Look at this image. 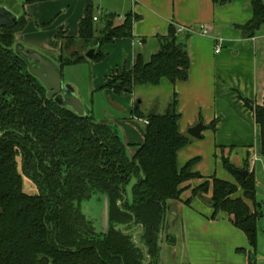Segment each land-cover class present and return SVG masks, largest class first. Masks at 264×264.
Instances as JSON below:
<instances>
[{"label": "trees", "instance_id": "obj_1", "mask_svg": "<svg viewBox=\"0 0 264 264\" xmlns=\"http://www.w3.org/2000/svg\"><path fill=\"white\" fill-rule=\"evenodd\" d=\"M214 1L226 5L230 0ZM251 7L253 18L240 29L246 39L264 28L263 0H251ZM94 17L89 1L79 36L57 34L62 42L61 74L65 67L90 62L86 57L90 49L97 50L91 62L104 61L102 48L132 38L134 22L140 20L129 14L122 26L115 27V17L105 15L104 27L98 30ZM26 24L22 16L15 27L0 30V264H162L159 242L170 204L181 201L185 183L205 179L194 171L199 158L182 168L178 164L179 152L191 142L180 131L178 93L164 114L158 113L157 105L143 113L135 103L132 118L146 127L144 144L132 157L115 125L97 122L91 112L80 116L47 98L46 88L30 73L23 50H17L16 35ZM183 37L171 24L168 35L158 37L160 51L149 62L138 54L133 68L113 75L104 89L122 96L133 94L138 86L158 87L164 79L173 86L187 82L191 61ZM238 98L260 127L264 157V105L241 94ZM211 128L215 131V123ZM222 163L235 183L210 177L193 190V198L205 200L212 193L211 221L227 214L247 238L250 250L243 253L248 263L256 264L261 213L250 155L242 170L249 172L246 179L228 158L222 157ZM24 178L36 188V195L25 193ZM133 180L137 183L129 201L126 188ZM94 195L109 200L105 234H97L80 210V204ZM134 228L141 232L138 240ZM165 238L174 246V238Z\"/></svg>", "mask_w": 264, "mask_h": 264}, {"label": "crops", "instance_id": "obj_2", "mask_svg": "<svg viewBox=\"0 0 264 264\" xmlns=\"http://www.w3.org/2000/svg\"><path fill=\"white\" fill-rule=\"evenodd\" d=\"M89 1L95 16L99 17L97 23L100 17L113 15L115 27H120L127 15L140 17L134 22L133 37L105 45L102 48L105 60L93 64L95 81L101 83V88L108 85L113 75L125 69L130 71L138 54L149 62L160 51L158 37L167 36L171 24L178 30L184 29L182 34L185 37L182 39L186 40L191 61L188 81L173 86L164 79L158 87L143 89L138 86L133 94H125L121 108L132 112L135 103L141 99L143 113L150 112L155 101L158 113L164 114L176 91L181 133L187 135L189 129L204 123L206 130L203 138L193 139L179 152L178 164L182 168L199 158L194 171L205 179L193 180L182 186L181 201L170 204L165 227L168 226V233L170 227H182L184 232L188 231L190 247L194 255L196 253L195 260H190L189 264H249L247 254L243 253L250 250L245 235L241 237L237 233L239 230L232 226L227 214L211 221L213 209L203 199L193 198V190L213 176L235 183L233 176L225 171L222 157L228 158L242 171L250 155L252 172L254 160L262 156L260 127L253 112L232 91L236 89L256 105H264V28L249 39L244 38L240 30L253 18L251 0H243V5L239 7V20H233L232 27L225 24V28L219 26L217 20L226 22V12L231 11L227 9V4L219 6L214 0H19V12L6 4L0 6L18 18H26L25 29L16 35V41L23 50L37 52L59 67L57 57L61 54L62 42L56 36L60 31L68 38L79 36L80 22ZM202 26L210 28V35L201 34ZM217 49L221 50L220 53ZM107 92L113 93L114 99L119 100L113 91ZM214 123L215 131L211 128ZM123 132L122 139L132 151H137L144 144L145 132L140 136L136 130L124 127ZM211 197L210 192L205 195V200ZM189 200L192 201L187 206ZM249 205L252 206L251 203Z\"/></svg>", "mask_w": 264, "mask_h": 264}, {"label": "rangeland", "instance_id": "obj_3", "mask_svg": "<svg viewBox=\"0 0 264 264\" xmlns=\"http://www.w3.org/2000/svg\"><path fill=\"white\" fill-rule=\"evenodd\" d=\"M243 0H230L227 3V9L231 12H226L227 19L225 21L217 20V23L222 28H225L226 25L234 24L233 20H239L240 13L239 9L243 5ZM233 3V4H231ZM0 4H6L13 7L17 12L20 10L19 0H0ZM219 6H223L220 5ZM240 7V8H239ZM220 9V8H219ZM222 9V8H221ZM248 13L251 15V8L248 6ZM220 11V10H218ZM220 15V13L218 12ZM224 24V25H223ZM226 24V25H225ZM201 24H199L200 26ZM104 27V17L100 22H96V29L101 30ZM233 28H235L233 26ZM57 56H53L55 58ZM58 58V57H57ZM55 58V60L57 59ZM95 62H88L76 66L65 67L62 70V79L63 83L69 85L74 89L76 96L82 102L83 106L86 108L87 113L91 112L95 120L103 124H112L115 125L120 132L121 137L124 138V129H134L136 132L142 136L145 132V123L144 121H134L132 120V112H128L126 109L121 108L123 105L122 100L125 99V94L118 96V99H114L113 93L107 92L104 88H101V83L95 81V75L93 72V64ZM147 88V87H145ZM144 89V88H143ZM234 91L237 96L241 94L238 90ZM137 102H141L139 99ZM158 108V103L155 104V101L152 103L150 111L156 107ZM158 110V109H157ZM159 112V110H158ZM201 123V122H200ZM123 124V125H122ZM207 132V131H206ZM207 137V134H205ZM195 140V139H194ZM201 140V139H200ZM193 141V139L191 140ZM131 156H135L136 151L131 150V147L127 146ZM254 160V159H252ZM226 171V170H225ZM252 171L255 173L256 180V200L260 205V213L257 223V254H256V264H264V157L258 156L252 164ZM137 183V180H133L129 186H127V197L129 201H132V189ZM24 191L29 195H36L37 190L31 184V182L24 178ZM238 196V195H237ZM208 204V200H204ZM209 205V204H208ZM253 209V207L251 206ZM80 210L84 216L92 222L93 227L97 234H105L106 227L104 222V199L99 195H94L89 201L82 202L80 204ZM168 228V227H167ZM238 231V230H237ZM168 233V231H167ZM241 237H244V234L240 231L237 232ZM134 237L137 238L140 236L141 232L134 228L133 229ZM166 234V233H165ZM168 236L173 237L177 241V246L173 247L171 243L163 236V250H162V264H189V262L194 261L196 258V253L194 255L192 247H190L191 237L188 234V231L184 232L182 227H170ZM186 236V240H185ZM191 260V261H190Z\"/></svg>", "mask_w": 264, "mask_h": 264}, {"label": "water", "instance_id": "obj_4", "mask_svg": "<svg viewBox=\"0 0 264 264\" xmlns=\"http://www.w3.org/2000/svg\"><path fill=\"white\" fill-rule=\"evenodd\" d=\"M17 23L18 17L7 8L0 6V30L3 28H13ZM181 40L183 39L181 38ZM19 49L23 50V47L17 46L18 51ZM96 52V49H90L86 54L87 59L92 61ZM24 55V60L29 63L30 73L33 74L46 88L48 93L47 98L49 100H54L60 106L69 108L80 116L87 114L86 108L76 96L74 89L63 83L60 69L53 61L34 51H26L24 52ZM205 130L206 126L201 122L195 127L189 129L187 135L192 139L200 140L203 138L202 134ZM239 174L246 179L249 172L239 171ZM104 222L107 233L109 229V200L107 197L104 198ZM167 231L168 228H166L165 231H161L159 242L160 247L163 246V236Z\"/></svg>", "mask_w": 264, "mask_h": 264}, {"label": "built area", "instance_id": "obj_5", "mask_svg": "<svg viewBox=\"0 0 264 264\" xmlns=\"http://www.w3.org/2000/svg\"><path fill=\"white\" fill-rule=\"evenodd\" d=\"M98 20H99V17L95 16L94 17V21L97 22ZM179 32L180 33H183L184 32V29H180ZM189 33H191V32H189ZM210 33H211V30H210V28L208 26H202V28H201V34L203 36H208V35H210ZM220 51H221L220 49H217V53H220Z\"/></svg>", "mask_w": 264, "mask_h": 264}, {"label": "flooded vegetation", "instance_id": "obj_6", "mask_svg": "<svg viewBox=\"0 0 264 264\" xmlns=\"http://www.w3.org/2000/svg\"><path fill=\"white\" fill-rule=\"evenodd\" d=\"M24 52H26V51L24 50Z\"/></svg>", "mask_w": 264, "mask_h": 264}]
</instances>
